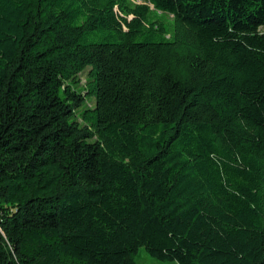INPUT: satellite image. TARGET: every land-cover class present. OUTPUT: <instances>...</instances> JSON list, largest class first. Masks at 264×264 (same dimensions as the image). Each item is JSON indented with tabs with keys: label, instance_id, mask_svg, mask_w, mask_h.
I'll return each mask as SVG.
<instances>
[{
	"label": "trees",
	"instance_id": "16d2710c",
	"mask_svg": "<svg viewBox=\"0 0 264 264\" xmlns=\"http://www.w3.org/2000/svg\"><path fill=\"white\" fill-rule=\"evenodd\" d=\"M141 248L264 264V0H0V264Z\"/></svg>",
	"mask_w": 264,
	"mask_h": 264
},
{
	"label": "rangeland",
	"instance_id": "374dc122",
	"mask_svg": "<svg viewBox=\"0 0 264 264\" xmlns=\"http://www.w3.org/2000/svg\"><path fill=\"white\" fill-rule=\"evenodd\" d=\"M90 68H87L82 74L79 75L78 77V84L75 86L77 90L85 91L86 88L89 85V80H90ZM86 92V91H85ZM94 107V99L93 98H88L85 102V107L84 109H92ZM80 122V119H78ZM136 264H169V263H164L158 260H155L151 257H149L143 248H141L135 258Z\"/></svg>",
	"mask_w": 264,
	"mask_h": 264
}]
</instances>
